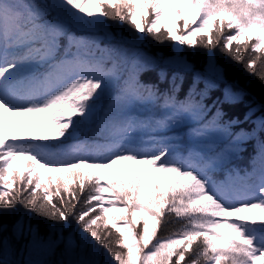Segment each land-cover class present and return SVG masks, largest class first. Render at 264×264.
I'll use <instances>...</instances> for the list:
<instances>
[{"label": "snow or ice", "instance_id": "1", "mask_svg": "<svg viewBox=\"0 0 264 264\" xmlns=\"http://www.w3.org/2000/svg\"><path fill=\"white\" fill-rule=\"evenodd\" d=\"M108 20L171 53L126 47ZM217 47L264 86V0H0V264H108L101 249L113 264H264V98ZM185 48L206 50L200 67ZM22 115L48 134L13 131ZM17 205L47 234L3 219ZM170 217L183 223L161 237Z\"/></svg>", "mask_w": 264, "mask_h": 264}, {"label": "trees", "instance_id": "2", "mask_svg": "<svg viewBox=\"0 0 264 264\" xmlns=\"http://www.w3.org/2000/svg\"><path fill=\"white\" fill-rule=\"evenodd\" d=\"M140 13L137 12V18L139 19ZM107 25L111 26L112 30H120L123 34V37L129 41L128 44H126V47L132 48L133 46L141 48L143 51L149 53L150 55H155L157 52H163L165 55H168L171 53V50L173 48V43L169 40H165L163 43H157V41L147 34L144 36H139V34L133 29L132 26L129 24H120L118 21L115 20H108ZM139 37V38H138ZM117 43H123L121 41L120 36L117 35L116 41ZM103 43H107V41H104ZM102 43V46H103ZM184 51L186 53H189V60L197 65V67L201 66V62L204 60L206 50L203 48L196 49L195 53L193 54L191 49L185 48ZM216 54L217 62L224 65L227 69L228 78L230 81H233L237 84H239L242 87H246L252 95L257 99L260 100L264 98V86L261 85L260 81L257 80L256 76L251 75L248 70H246L245 65L243 63H236L232 59H230L227 55H225L223 52H221L220 48L217 47L214 49ZM245 60H247V57H245ZM257 71L259 72V67L257 68ZM148 77H145L147 79ZM187 82L185 84L184 89H182L180 95L181 97L184 94V91L186 90ZM202 87V85H201ZM218 95H220V92L214 91L210 94V97L205 101L207 104H211L212 100H214ZM229 115H239L242 118V111L236 110L234 112H229ZM247 126V125H242ZM43 132L47 135L48 133L43 130ZM27 135V134H25ZM81 139V137H80ZM69 143H72L69 141ZM252 152L251 145H249L247 152L242 153L234 162V166L239 167L241 169L245 168L248 165L249 156ZM243 174V173H242ZM215 179H223L222 173H217L214 177ZM107 195V194H106ZM119 214V213H117ZM19 215H23L25 219H31L32 223L35 225H38L41 231V234H47L48 232V225L52 224L53 221L46 220L41 216H37L34 213H30L26 211L24 208H22L20 205H17V211L12 214H6L3 219H5L9 224L12 223V221ZM182 221L176 220L174 217L169 218V223L165 224L163 229L160 232L161 237L169 234L173 230H177L181 227ZM73 227H75V224L73 223ZM65 235H67V230H65ZM62 248V246H61ZM61 249H57V253L50 257H45L49 260H60L62 257L60 255ZM101 257L100 259L107 261L108 264H113L111 261V258L107 256L106 253L103 252V249H101ZM24 258L27 260L29 256L25 252H18L16 255H9L6 257V259L15 260L20 264V258ZM22 262V259H21Z\"/></svg>", "mask_w": 264, "mask_h": 264}, {"label": "rangeland", "instance_id": "3", "mask_svg": "<svg viewBox=\"0 0 264 264\" xmlns=\"http://www.w3.org/2000/svg\"><path fill=\"white\" fill-rule=\"evenodd\" d=\"M4 116L8 117L9 114L8 113H4ZM11 121H12V130L13 131H20V128L17 127V125H19L21 123L31 125L33 128H36L38 131L42 130V128H37V120H31L29 115H22V116H19V117L11 116ZM21 259H22V262H25L29 258L26 260L25 257L24 258L21 257L20 260H19L20 262H21Z\"/></svg>", "mask_w": 264, "mask_h": 264}]
</instances>
